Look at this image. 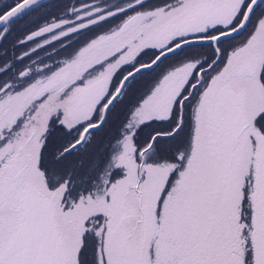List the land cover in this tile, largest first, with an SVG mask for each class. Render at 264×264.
Here are the masks:
<instances>
[{"label": "snow or ice", "instance_id": "6c2138e0", "mask_svg": "<svg viewBox=\"0 0 264 264\" xmlns=\"http://www.w3.org/2000/svg\"><path fill=\"white\" fill-rule=\"evenodd\" d=\"M0 264H264V0H0Z\"/></svg>", "mask_w": 264, "mask_h": 264}]
</instances>
